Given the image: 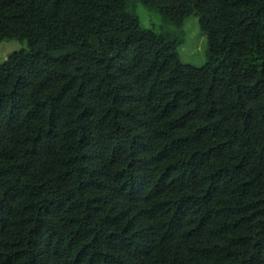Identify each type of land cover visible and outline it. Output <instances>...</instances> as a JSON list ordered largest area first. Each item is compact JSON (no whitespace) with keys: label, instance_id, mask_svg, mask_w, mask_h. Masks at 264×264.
Returning <instances> with one entry per match:
<instances>
[{"label":"trees","instance_id":"obj_1","mask_svg":"<svg viewBox=\"0 0 264 264\" xmlns=\"http://www.w3.org/2000/svg\"><path fill=\"white\" fill-rule=\"evenodd\" d=\"M7 39L0 264H264V0H0Z\"/></svg>","mask_w":264,"mask_h":264},{"label":"rangeland","instance_id":"obj_2","mask_svg":"<svg viewBox=\"0 0 264 264\" xmlns=\"http://www.w3.org/2000/svg\"><path fill=\"white\" fill-rule=\"evenodd\" d=\"M130 10L138 14L141 25L163 33L177 46L183 63L202 67L208 60V36L199 24V18L193 14L181 25L171 21L156 10L148 9L141 2H134ZM28 49L27 41L7 39L0 41V63L5 60L16 61Z\"/></svg>","mask_w":264,"mask_h":264}]
</instances>
